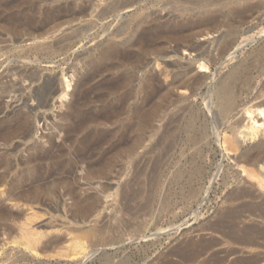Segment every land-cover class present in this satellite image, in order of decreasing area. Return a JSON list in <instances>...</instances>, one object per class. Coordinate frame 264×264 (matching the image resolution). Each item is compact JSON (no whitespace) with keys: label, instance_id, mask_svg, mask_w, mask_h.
Segmentation results:
<instances>
[{"label":"bare ground","instance_id":"6f19581e","mask_svg":"<svg viewBox=\"0 0 264 264\" xmlns=\"http://www.w3.org/2000/svg\"><path fill=\"white\" fill-rule=\"evenodd\" d=\"M250 1L251 0H229V3L223 1L225 4L222 5V9L219 8V10H216L213 9L216 4L215 0H171L174 10L181 12L182 19H179L180 21H177L178 17L177 19H169L162 22V19L157 17L158 15L147 17L145 13H142L144 12L143 9L141 14L135 12L130 22L133 24V27L130 29L128 37L123 42L119 43L117 41L119 34V31H117L114 36H111L113 39L109 41L105 40V43L101 41V44L98 42L100 44L98 53L94 52V55L92 51V56L94 57L90 63L88 62L91 67V72L85 76V80H82L83 82L81 84L79 83L77 87L81 91L79 99H76V103L69 105L67 111L59 116L61 124L54 125L55 130L62 132L64 135L62 136L61 144H58L55 140V135L50 133L41 137L42 143H38L37 140L34 139L35 125L41 123L45 117L36 116L37 114L34 115L35 112L32 113L33 110H31L30 107L29 109L31 111L24 110L26 107L28 108L27 104L24 109L20 108L23 106H20V109H15V106L12 113L9 112L10 114L0 118V147L11 148L4 153H0V198L9 190L10 192L7 194L6 201L16 202V204L23 203L26 205L32 198L36 202L41 199L42 195H47L48 197L54 195L55 190L53 187H60L65 183H69V176L77 170L78 164L81 165L82 162H86L88 165V174L86 175L87 179L91 181H114L121 178L122 173L120 172L128 167L132 168L136 173L134 180H129L127 182L131 183L132 181H136L140 176V172L145 170L151 163H154L152 165L160 169V174L158 175L160 180V177L164 173L165 162H167L169 159L168 157L181 143L184 146L183 151L187 152V154L185 153L186 155L182 152V156L184 155L186 157L185 161L189 164L191 175L188 171L186 173L190 175L188 176V178H190L188 181L191 182L195 177L203 176L205 170L203 161L204 149L207 145H211L212 141H217L219 135L218 130L221 126H225L223 142L225 150L227 152H235L236 154L237 152H241L237 159V164L240 168L242 167L244 172L247 173V169H249V167L251 169L252 167L254 168L252 174H258L257 170H255L256 168L264 169V132L262 134L264 129L262 130V127L260 128V126L264 128V122L260 126H257L260 122L256 120L257 117L264 120V79L259 80V76H261V78L264 77V49L232 69L228 70V68L222 67L217 71L216 76L211 77L206 74V71L210 69L212 63L217 64L220 62L228 51L234 48V42L237 41V39H235L237 33L235 31L237 30H232V26L234 25L231 24V22H227L228 25L230 23L231 30L228 34L226 33L227 37L219 44L220 47L217 51L219 53L216 57L214 56V58L213 55L211 58H208V54L207 57H205L206 55H203V52H199V50L203 51L204 47L202 46V49H200V47H196L194 43V39L197 37H209L208 35L212 36V33L220 31L221 28L219 27L223 26L221 19L228 15L225 11H228L230 14L239 12L242 14V8L244 11L247 9L245 11L246 13H251L252 10L250 11L249 8ZM17 2L18 1L9 2V4L7 3V5H4L8 8H18V10H16V13L13 12L5 17L3 21L5 24L0 23V34H6L12 37V40L10 39L12 45H8V41H3L0 35V68L8 61L11 62L14 59L22 60L21 63L23 65L11 67L9 64L6 71L2 70L3 73H0V115L3 114V108L6 106L8 107V102H5L7 105L4 106V99L9 98L14 100V97L18 93L19 95L21 94L19 97L26 96L28 101H37L38 108L47 109L50 107L49 99L53 100L56 97L61 100V105L64 103L63 99L69 96L74 75L71 76L72 79L64 76L66 79L65 83L61 81L60 87L56 88V82L49 78H45L42 72H40L41 70L39 71L36 67L34 68L31 66L32 62L28 63L26 58L29 59L30 54L37 56V58L50 57L57 53L59 54L60 51L66 50L67 47L69 50V47L73 46V40L76 39V37L73 36V32L71 34L72 36H64L65 38L62 37L55 42V40L53 41L50 37H45L43 30L47 28L49 24L57 20L59 21L60 18H65L66 16H70L71 18H82L81 16L84 17L85 14L87 15L88 11L91 9V6H86V8L75 11L77 9L75 5L74 7L72 4L66 3L65 6L54 7L52 9L47 8L48 10L45 9L46 12L42 10L44 18L40 20V13L38 16V12H36L39 6L37 7L33 0H23L19 4H17ZM141 2L142 0H113L99 13L94 12L98 14L95 15V17L98 21H105V19L110 16H116L121 12L128 11V9L131 10L138 7ZM2 5L0 8L4 7ZM186 6L190 8H186ZM103 25L104 24H102V26ZM92 27L89 29H93ZM121 27H123L122 24L120 28ZM89 29L87 28V30ZM114 32L115 31L112 33ZM96 33H98V31ZM22 34L24 37H28V43L29 41L32 42L29 47H24L23 45L16 47L18 37ZM121 34L122 33H120V36ZM78 36L81 35L79 34ZM21 42L22 40L19 44H21ZM250 42L252 43V41ZM169 44L176 45V47L173 46L175 48L174 52L171 51L173 53H178L181 48H186L188 52H199V59L195 57V59H197L196 63L199 65L198 68L201 70L200 72H204L205 75L196 76L193 74V76L192 73L194 72H192L193 70L191 68L193 66L190 62L191 66L187 64L186 67H183V63H181L183 66H178L177 63V65L172 64L177 69L176 72L168 71L167 69V71H164L166 73H159L157 70L156 73L150 71L144 76L139 77L138 73L140 74L142 70L148 67V62H150L147 61L148 57H156L158 62L160 57L169 58L170 53L168 52L169 49H167ZM181 52L184 51L181 50ZM1 59L4 61L1 62ZM172 59L170 60L171 62ZM177 60L180 62L179 59ZM177 60L176 62H178ZM226 60L227 59H225V61ZM160 62L156 66L160 64L167 65ZM225 63L228 65L231 62L228 64L227 62H224V64ZM5 66L7 67V65ZM255 73L259 74L258 81L260 82L257 81V76L254 77ZM164 75H166L165 80H167V82L171 79L169 83L166 82L167 84L162 81V76ZM138 82L139 84L136 85ZM176 89L179 90V92L181 90V92L190 94L189 97L186 96V93H183L184 95L181 94L183 97H178L179 94L177 95L176 93L177 97H175L176 95L174 96L175 93H173V91H176ZM199 95L202 96L201 101L204 106L203 110H196L193 107V103H189L190 99L196 100ZM11 107L12 105H10V108ZM59 108L62 109V107ZM244 114L249 116L248 118L252 121L251 125L243 124ZM254 115L257 116L254 117ZM208 117L212 119L214 124V127H212L214 128L213 133L210 132V126L213 124L210 125V119ZM159 123H164V125L160 126L158 125ZM241 138L244 143L254 141V144H250L249 147H243L242 149ZM148 139L150 142V146H148L149 150L141 157L139 150H143L145 144H148ZM18 140L24 142V144H22L25 149L21 150L20 147L22 144L19 145L17 142L14 144V142ZM20 152L26 153L25 156L23 155L20 157ZM167 164L168 163H166V165ZM184 165L186 166V164ZM119 167L121 171L115 172V169ZM124 171L126 170H123V173ZM185 174L184 169L178 170L176 175L177 180H181ZM260 176L263 175L260 174ZM176 177L174 180L175 182ZM184 181H186V179ZM46 182L52 184V188L48 189L47 187L46 189L41 187V184ZM184 183L186 184V182ZM130 186L132 185L130 184ZM192 187L195 188L194 186ZM262 194L263 193L258 194L256 189H250L249 186L248 188L241 187L240 190H235L230 194L227 200L232 201L231 205H234L233 202H237L238 204V201L243 202L245 199H250V203L244 204V202V205L239 207L236 206V208L229 207L230 209L222 213L221 220L216 224V226L219 225V228L223 226V228H221L222 231L226 229V226H229L230 232L226 234L227 237L243 249L258 248L260 244L257 239L260 235L262 237L263 229H261L262 226L259 228L258 226L250 225L239 230L236 220L243 218L246 214L249 217L252 216L264 219V196ZM31 195L32 198L30 197ZM189 195L190 198L195 197L196 191L194 189L191 190ZM99 202V198H77L74 203L76 216H89L96 209ZM4 205L3 202L0 203V223L8 221L18 223L22 216L20 214V216H15L14 213L4 207ZM20 225H22L21 227L19 226V229L22 231V233H20L24 243L21 245L27 246V248L30 247L29 249H35V247L31 246H34L33 244H36V242L40 240L39 235L29 233L24 223H20ZM213 226L214 225H212V227ZM212 227H209L210 230ZM86 234L93 238L98 235V233L93 230ZM99 235L101 236V234ZM35 236L36 238H34ZM37 236L39 238H37ZM103 237L100 239L104 240ZM19 240L20 239H17L18 243L21 241ZM56 241L60 243V241L55 240V242ZM40 242H38V244ZM71 243V245L68 244L69 247L65 246V248H71L74 255L78 257V254L80 255L81 252H84L83 245L78 240L71 241ZM189 244L190 245H186L187 247L185 248L176 246L179 249H176L174 253L180 256L181 261L184 263H194V260L196 259L197 261V257L199 259V254H201L195 249L198 245H194V247L193 243ZM61 246L62 244L60 247ZM235 253L237 254V252H227V257ZM201 257L202 256H200V258ZM254 261H257V259H254ZM244 262H242V260L238 261L237 259L232 264H246V262ZM206 263L209 264L208 262Z\"/></svg>","mask_w":264,"mask_h":264},{"label":"rangeland","instance_id":"374dc122","mask_svg":"<svg viewBox=\"0 0 264 264\" xmlns=\"http://www.w3.org/2000/svg\"><path fill=\"white\" fill-rule=\"evenodd\" d=\"M14 1H18L17 4H19L23 0H0V6L2 4H3L2 6L7 5V3L9 4V2L11 3ZM112 1L113 0H33V2L36 3L37 7L39 6L36 12H38V16L40 13L41 15L39 16L40 20H43L44 18L42 13L44 12L45 9L48 10L54 7L65 6L66 3L67 4L70 3L72 4V6L75 5L76 7L75 6L74 7L77 8L75 11H79L80 9L86 8V6L88 7L91 6V9L88 11L87 15L85 14L86 16L85 15L84 17L81 16L82 18L80 17L71 18L70 16L69 17L66 16L65 18L64 17L60 18L59 21L57 20L54 23L49 24L48 27L43 30L44 31L43 33H45L44 34L45 37H50V39H53V41L55 40V42L56 40L58 41L64 36L65 37L70 36L73 32L74 33L73 36L76 37V39L73 40V46H71L72 48L69 47L70 49L68 50L67 47L66 50L60 51L59 54L57 53L50 57L37 58V56L30 54L29 55L30 58L29 59L26 58V61L28 63L32 62L31 66H33L34 68L36 67L39 71L41 70L40 72H42L45 78L54 80L56 82V88L60 87L61 81L65 83L66 79L64 78V76L71 78V76L74 75L72 87L69 91V96L66 99H63L64 102L62 104L63 106L61 105V100L56 97L53 100L49 99L50 107H48L47 109L38 108L37 101H33V100L28 101L26 96L19 97L21 95V94L19 95V93L14 97V100L9 98L4 99L3 103L5 105L4 104L3 105L6 106L8 104V107L6 106L3 108V114L0 115V118H2L7 114L12 113L13 112L12 110H14L15 106H16L15 109H20V108L24 109V107H26L27 104L28 108L26 107L27 109L25 108L24 110L26 111L33 110L32 113L35 112L34 115L37 114L36 116L39 117L44 116L46 118V119L44 118L41 121V123L38 124L36 123L37 125H35L36 129L34 133L35 136L34 139L37 140L38 143H42L41 137L48 135L50 133V134H54L55 140L58 142V144H61L62 143L61 139L62 136L64 135L62 132L55 130L54 125L61 124L59 120V116L63 115L67 111V107L69 105L76 103V101L79 99L81 95L80 93L81 91L77 87L79 86V83L81 84L85 80L86 78L85 76L91 72V67L89 66V63L94 57L92 56L93 55L92 51L93 53L94 52L98 53V49L100 47L101 41L102 43L103 41L105 43L106 41L113 39V37L111 36L112 35L114 36V34L117 33V31H119L118 32L119 39L117 38V41L119 43L123 42L128 37L130 29L133 27V24L130 23L132 21L131 17H133L135 12H139L141 14L142 9L144 11L142 13H145L147 17L158 15L157 17L161 18L162 22H165L169 19H177L178 17L179 18L177 19V21H180L179 19H182L181 12L174 10L171 4V0H142V2L138 5V7H135L131 10L128 9V11L126 10L124 12H121L116 16H110L109 18L105 19V21L104 20L98 21L95 15H98L97 13H99L102 9H104V7H106L108 3ZM215 1L216 4L214 5L213 9L216 10H219V8L222 9L223 4L227 2L229 3V0H215ZM223 1H225V3ZM218 5H220L221 7ZM249 5H250L249 6L250 11L252 10L251 13L249 14L246 13L245 11L247 9H245L244 11L242 10L241 7L240 8L242 14L240 12H239L240 14L239 13L230 14L228 11H225L227 12L226 14L228 15L227 17L221 19L223 26L219 27L221 28L220 31H218L217 33H212L211 34L212 36L208 35L209 37L207 36H205L204 38L197 37L198 39L197 38L194 39V43L196 47L198 48L200 47V49H202V46L204 47L203 51L199 50V52L200 51L203 52V55H206L205 57H207L208 54V58H211L212 55L214 58V56L216 57L219 53L217 52L220 47L219 44L223 42V40L227 37V34L231 30L230 28L231 25L230 23L228 25L227 22H231V24L234 25L232 26V30L233 29L234 31L237 30L235 31L237 32L236 33L237 36L235 35V39H237L238 42L235 40L236 41L234 42L235 46L233 45L234 48L232 47L233 49L228 51L225 57L222 60H220V62H218L219 64L212 63L210 65V69L206 71V74L208 76L211 77L216 76L217 71L220 70L222 67L228 68V70L232 69L233 67L238 66L241 62L249 59L250 57H253L259 51H262L264 49V0H251ZM4 7L0 8V23H3L5 17L12 14L13 12L16 13L17 12L16 10H18V8L15 7H9V8L5 7L6 9ZM186 8H190V7L186 6ZM92 12L94 15L92 14ZM71 19L73 22L71 21ZM91 21L95 22L98 26L95 23H92ZM102 24L104 25L102 26ZM121 24L123 27L120 28ZM90 27H92L93 29H89ZM87 28L89 30H87ZM46 31L48 35L46 34ZM97 31L98 33H96ZM113 31L115 32L112 33ZM49 32L52 34H50ZM77 32L78 33L80 32L79 34L81 36H78L79 34ZM120 33H122L121 36ZM0 35L3 38V41H8V45H12L10 41V39L12 40L11 36L6 34H0ZM19 40L25 42L23 43L21 42V44H19L20 42ZM250 41H252V43ZM98 42H100V44ZM31 44H32L31 41H29L28 43V37H24L22 34L19 35L18 37V42L16 47L22 45L24 47H29V45ZM173 46L176 47L175 44L174 45L169 44L168 47L166 46L167 49H169L168 52L170 53V55L173 54L171 56L169 55L170 59L168 57H160L158 59L159 62L161 61L160 63H165L167 65L169 64L168 67L167 65L164 64L162 65L160 64L159 66H156L159 64L157 58L150 56L147 59V61H150L148 62V67L140 72L141 75L138 73L139 77L144 76L150 71L156 73L157 70H158L157 72L159 73L167 71V69L168 71L176 72L177 69L172 64L175 65L178 64V66L184 65L183 67H186L187 64L189 66H191L192 64L193 67L191 68L193 70L192 72H194V73L191 72L192 75L193 74L196 76L205 75L204 72L202 73L200 72L201 70H199L198 68L199 65L196 63L197 59H199V55H200L199 52L198 53L191 51L188 52L186 48L184 49L181 48L179 50L180 53L179 52L173 53L175 49ZM240 46L242 49L240 48ZM181 50L184 52H181ZM195 57L198 58L195 59ZM171 59L172 62L175 63H172L170 61ZM177 59H179L180 62ZM225 59L227 60L225 61ZM17 60L14 59L11 62L8 61L0 68V70L6 71V68H8L9 64L11 67L22 66L23 65L21 63L22 60L19 59ZM176 60L179 63L176 62ZM3 61L4 60L1 59V62ZM224 62H227V64L229 62L231 63L226 65V63L224 64ZM181 63H183V65H181ZM5 65H7V67ZM1 71L0 73H3V71L2 72ZM258 76L259 74L257 73L254 74V77L257 78V81L259 77L261 78V76L259 77ZM162 77H163L162 81L165 84L169 83L171 80L169 79L167 82V80H165L166 75ZM260 78L259 80L264 79V77H262L261 79ZM137 84H139V82L136 83V85ZM176 91L174 90L173 93H175L174 96L176 95V93L177 95L179 94L178 97L180 96L183 97L181 94L186 93V92H181V90L179 92V90L177 89ZM177 95L175 97H177ZM189 95L190 94H187L186 96L189 97ZM201 100H202V96L199 95L196 100L190 99L189 103H193L194 109L203 110L204 106ZM5 102L8 103L6 104ZM10 105H12L13 108L12 107L10 108ZM29 107L31 110L29 109ZM59 107H62V109H60ZM256 116L257 115H254V117ZM248 117H249L248 115L244 114V123H243L244 125L252 124L251 123L252 121ZM209 119H210V125H212L213 121L211 118ZM256 120L260 122L257 126H260L264 122V120L261 119L260 117L259 118L257 117ZM158 125L161 126L164 125V123L162 124L159 123ZM212 127H214V124L210 126V132L213 133L214 128ZM260 128L262 130L264 129L263 126H260ZM224 130H225V126L219 127L218 130L219 135L217 137V141L216 142L212 141L211 145H207V147L204 149L203 161L206 166L204 165L205 170L203 176H197L194 178L195 180L193 179L191 182L188 181L190 179L188 178V176L191 175L189 171V164L186 163L185 161L186 157L184 156L187 154V152L183 151L184 146L181 143L174 150V152H172V154L168 157L169 159L167 160V162H165L164 173L160 177V180L158 176L160 174V169L152 165L154 163H151L150 165L147 166V168H145V170L140 172L139 178H137V180L134 182L132 181L131 183H127V182L129 180H134L136 173L132 168H128V167L123 169L126 170L127 172L124 171L123 173L122 170V172H120L122 173L121 175L122 177L114 181L113 180L91 181L87 179V175H86L88 174V167H87L88 165L86 162L84 163L82 162L81 165L78 164L77 170H75L74 173L69 176V180H70L69 183H65L60 187L59 186L55 187L53 184L54 186L53 189L55 190V194L49 196L51 198H49L47 195H42L41 199L39 200L40 202L39 201L35 202V200L32 198L31 195L30 197L32 199L30 198L31 200L28 204L26 205H24L23 203L16 204V202L6 201L7 194L10 192L8 190L5 193V195L0 198V203L3 202V205L5 204L4 207H6L12 213H14L15 216L21 215L22 217L20 218L21 221L19 220L18 223L13 221L0 223V264H189V263L205 264L206 262H208L209 264H217V263L232 264L237 259L238 261L239 260H242V262L245 261L246 264H251V263L264 264V246H263L264 219L256 218L252 216L249 217L247 214L246 215L244 214L245 216L244 217L242 216L243 218H239L238 220H236L237 221L236 224L238 223L237 227L239 226L238 227L239 230L243 229V227H248L250 225L256 227L258 226L259 228L262 226L261 227V229H263L262 237L260 235L258 236L257 239V241L259 240L258 243L262 247L259 245L258 248L255 247L253 249H243L239 245L235 244L233 240L229 239L226 235L228 234V232H230L229 226H226V229H224L223 231L221 230L223 226L222 227L220 226L221 228L218 227L219 225L216 226V224H218L219 221L221 220V215L222 213H224V211H227L230 208H236V206L239 207L241 205L250 203V199H245L246 201L243 200V202L241 201L242 203L238 201V204L237 202L236 203L233 202L234 205H231L232 201H227V200L230 194H232L235 190L236 191L237 189L240 190L241 187L248 188L249 186L250 189H254V190L256 189V192H258V194L263 193L262 195L264 196V184H263L264 169H260V168L255 169L257 170L259 175L252 174V171L254 169L252 167L251 169L250 167L249 169H247V173L244 172L243 168L242 167L240 168V166L237 164V159L239 158L240 156L239 153L241 152H237L236 154L235 152H227L225 150V145L223 143L224 135H225ZM263 132L264 131H262V134ZM212 133L211 135L213 137ZM18 141H15L14 144H16V142L19 145H21L22 143L24 144L23 141L21 140ZM147 141L148 144H145L146 148L144 147L143 150L142 149L139 150V154L141 157L144 153H146L149 150L148 147L150 146L149 139ZM240 141H242V138L240 139ZM253 142L248 141L244 143L242 141L241 142L242 149L243 147L244 148L249 147L250 144L253 145L254 144ZM23 144L20 147L21 150L25 149ZM9 149L11 148L0 147V153H4ZM182 152H184L183 155L184 158L182 156ZM25 154L26 153L20 152L19 156L22 157L23 155L25 156ZM166 163L168 164L166 165ZM184 164H186V166ZM181 169H184V174L187 171L190 174L189 175L188 173H186L185 176H183V178L181 179L183 182L180 179H178L179 180L178 181L176 177L177 171ZM115 170H116L115 172H118L121 171V168L119 167ZM260 174L263 176H260ZM175 177H176V182L174 181ZM185 179L186 181H184ZM184 182H186V184ZM44 184L42 183L41 187H44L46 189L47 187L48 189L52 188V184H49V182H46ZM130 184L132 186H130ZM181 185L183 186V188ZM184 185H186L187 187ZM192 186H194L195 188H193ZM188 189L190 191L194 189L196 191V196L190 198L189 195L190 191ZM90 197L97 199L99 198L100 202L98 203V206H96V209L87 217L86 216L82 217L80 215L76 216L77 214L74 211L75 210L74 203L77 200V198L85 199ZM20 223L25 224V227H27L26 229L29 230L28 231L29 233L31 234L34 233L39 235L40 238L37 236V238L40 239L38 240V242L40 241L41 242L39 244L38 242H36L37 245L33 244L34 246H31V247H35V249L31 248L32 249L31 250L29 249L30 247L27 248V246L21 245L24 243L21 235L22 231H20L19 229V226L20 227L22 226L20 225ZM212 225L214 226L212 227ZM209 227L210 228L212 227V229L210 230ZM92 230L98 233V235L94 236V238L89 237L86 234ZM99 234H101V236ZM102 234L104 235V237ZM99 236L100 238L103 237L104 240L100 239ZM34 238H36V236ZM17 239L21 240V241L19 240L20 243H18ZM55 240L60 241V243L57 241L55 242ZM77 240L83 245L84 248V252L83 253L81 252L80 255L78 254V257L77 255L73 254L71 248L69 249L65 248V246L67 247L68 244L71 243V241L73 242ZM58 243L60 245L62 244V246L60 247ZM189 243H193V246L198 245L196 247L194 246L197 252L201 253L199 255L202 256L201 258L199 256V259L197 257L198 262L195 259L194 260L195 262L193 261L194 263L192 262L184 263L181 261L180 256L174 254L176 252L175 250L179 249L177 247L181 246L180 248L182 247L185 248L188 245H190ZM227 252H237L238 255L235 253L234 255L227 257ZM254 259L255 260L257 259V261H254Z\"/></svg>","mask_w":264,"mask_h":264}]
</instances>
